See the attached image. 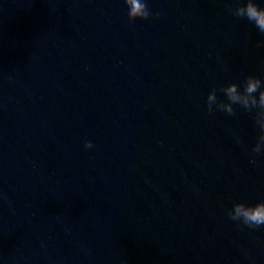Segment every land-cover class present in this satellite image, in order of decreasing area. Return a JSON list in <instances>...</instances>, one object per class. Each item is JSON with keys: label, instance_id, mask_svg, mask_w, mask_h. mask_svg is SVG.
<instances>
[{"label": "clouds", "instance_id": "clouds-1", "mask_svg": "<svg viewBox=\"0 0 264 264\" xmlns=\"http://www.w3.org/2000/svg\"><path fill=\"white\" fill-rule=\"evenodd\" d=\"M124 2L128 8L130 23L160 17V13L153 14L150 11L147 0H124ZM233 4L234 6L228 8L231 15L247 19L261 34H264V7L260 6L256 0H233ZM219 91L226 99L218 98L217 89L213 87L206 98L208 113L219 110L234 115L236 111L234 105L242 107L249 113H254V124L259 131L256 142L249 151L251 157L249 162L255 163L258 156L264 155V80L254 74H249L242 81V87L236 82H230L220 85ZM84 147L90 150L94 146L91 142H86ZM226 214L230 220L249 229L264 227V200L255 204L235 202L231 208L226 210Z\"/></svg>", "mask_w": 264, "mask_h": 264}]
</instances>
